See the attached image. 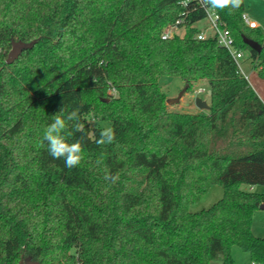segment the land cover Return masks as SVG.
Masks as SVG:
<instances>
[{"label": "trees", "instance_id": "trees-1", "mask_svg": "<svg viewBox=\"0 0 264 264\" xmlns=\"http://www.w3.org/2000/svg\"><path fill=\"white\" fill-rule=\"evenodd\" d=\"M183 1L0 0V264H234V246L264 264V193L242 188L264 185V101ZM214 9L264 80L244 0ZM185 10L184 34L162 39ZM13 40L35 43L9 64ZM162 76L207 82L208 111L170 110ZM57 115L71 168L44 139ZM212 184L223 197L191 211Z\"/></svg>", "mask_w": 264, "mask_h": 264}, {"label": "rangeland", "instance_id": "rangeland-1", "mask_svg": "<svg viewBox=\"0 0 264 264\" xmlns=\"http://www.w3.org/2000/svg\"><path fill=\"white\" fill-rule=\"evenodd\" d=\"M245 3V14H247L251 19L255 20L258 23L259 30L264 34V0H244ZM207 24V20L203 19L199 21L196 26L199 30L203 29ZM179 35L184 34V30L180 29ZM241 67L242 73L249 80L252 87L256 92L262 97L264 101V80L261 79L257 71L253 68L252 61L249 58L248 53H244V56L241 58ZM159 83L167 95V100L177 99L176 102L168 104L169 109L173 111L180 112H206L208 109H200L196 105V98H201L205 100L208 104L210 102V96L208 94L209 86L205 81L196 83L192 89L186 92V82L179 76H162L159 78ZM205 88L206 92H197L198 89ZM114 95H117L115 91ZM90 124L100 125L104 132L108 129H111V123L106 121H101L96 116H90ZM243 189H250L253 192L264 193V185L259 184L253 187L247 185L242 186ZM224 195V188L221 184H212L210 185L209 190L201 197V199L194 205L190 207V210L193 212H198L203 209L211 207L214 203L219 201ZM259 210H256L253 216V224L255 223V234H260L261 230H264V211L261 213ZM261 213V214H259ZM259 214V215H258ZM252 224V226H253ZM260 228H262L260 230ZM235 249L241 253L246 254L239 246H234ZM233 247V248H234ZM233 256V254H232ZM251 260V259H250Z\"/></svg>", "mask_w": 264, "mask_h": 264}, {"label": "built area", "instance_id": "built-area-1", "mask_svg": "<svg viewBox=\"0 0 264 264\" xmlns=\"http://www.w3.org/2000/svg\"><path fill=\"white\" fill-rule=\"evenodd\" d=\"M202 7H204L206 12L205 20H207L206 26L199 30L196 34V38L200 40L207 39L209 37H214L217 43L229 51L234 60L236 61L239 70L242 72L241 58L244 56V52L236 47L235 39L227 27L226 23L221 19L218 12L211 6L207 4V0H198ZM182 6L187 7V0L182 2ZM188 14V10L183 11L180 18L176 20L174 24L168 25L162 32V39H172L176 35H179L180 25L184 23L185 16ZM245 23L250 28H258V23L251 19L247 14L243 15ZM115 89H111L112 94L115 93ZM197 92H206L205 88L198 89Z\"/></svg>", "mask_w": 264, "mask_h": 264}, {"label": "clouds", "instance_id": "clouds-1", "mask_svg": "<svg viewBox=\"0 0 264 264\" xmlns=\"http://www.w3.org/2000/svg\"><path fill=\"white\" fill-rule=\"evenodd\" d=\"M228 2H236L238 3L239 0H228ZM211 6L215 8L216 6L221 4V0H210ZM54 123L50 126V128L45 131L44 133V139L49 141V154L55 159L60 158L61 156H64L67 154L66 157V166L71 168L73 166H76L80 161V149L78 146H67L65 143L61 141L60 138L57 136L51 135L52 131H58L59 128L63 127V121L60 118V116L54 117ZM107 131L112 132L111 129H108Z\"/></svg>", "mask_w": 264, "mask_h": 264}, {"label": "water", "instance_id": "water-1", "mask_svg": "<svg viewBox=\"0 0 264 264\" xmlns=\"http://www.w3.org/2000/svg\"><path fill=\"white\" fill-rule=\"evenodd\" d=\"M243 40L252 49L257 50L259 52L262 50V45L258 41L251 39L247 36H244ZM34 43H35V41L25 42L22 40H19V41L13 40L12 41V49L8 53L6 62L9 64L13 63L20 56V54L23 52V50L32 47L34 45ZM208 94L209 95L211 94V90L208 91ZM107 100H109V99H107ZM176 101H177V99L168 100L167 103L170 104V103L176 102ZM196 105L200 109H209V107H210V105L205 100H203L199 97L196 98ZM20 264H41V263L37 260H34L31 256H28V257L24 258L23 260H21Z\"/></svg>", "mask_w": 264, "mask_h": 264}, {"label": "crops", "instance_id": "crops-1", "mask_svg": "<svg viewBox=\"0 0 264 264\" xmlns=\"http://www.w3.org/2000/svg\"><path fill=\"white\" fill-rule=\"evenodd\" d=\"M260 96V95H259ZM261 97V96H260ZM262 98V97H261ZM261 213L264 211V204L261 205L258 209ZM258 211V212H259ZM259 213V214H261ZM258 214V215H259ZM262 228H260L261 230ZM252 230L254 232L255 230V223L253 224L252 226ZM263 232H261L260 234H255L257 236H260V237H264V230H261ZM236 247L233 248L232 250V254H233V259H234V264H254L251 260H250V255L249 254H244L241 253V251L239 252L238 249H235Z\"/></svg>", "mask_w": 264, "mask_h": 264}]
</instances>
